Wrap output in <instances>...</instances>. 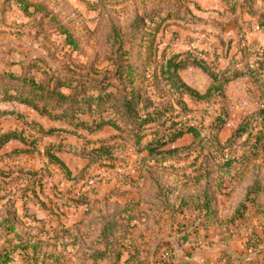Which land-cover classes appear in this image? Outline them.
<instances>
[{
    "label": "rangeland",
    "instance_id": "rangeland-1",
    "mask_svg": "<svg viewBox=\"0 0 264 264\" xmlns=\"http://www.w3.org/2000/svg\"><path fill=\"white\" fill-rule=\"evenodd\" d=\"M241 1L235 5L229 0H0V133L18 130L29 136L32 127L27 121L44 120L49 128L52 120L26 105L6 100L5 89L15 86L22 91L15 96H35L29 87L24 88L25 74L44 84L70 82L81 89H92V80H77L82 76L97 80L113 72L121 40L125 50L137 53L139 40L144 37L150 42L159 36L161 48L171 43V51H191L207 58L212 67L226 66L218 61L224 57L225 48L216 54L214 47L228 34L224 33L225 25L239 28L241 42L246 35L244 28L250 31L259 25V21H252L255 4L244 1L240 5ZM250 7L254 14L249 12ZM175 11L181 13L180 18L168 17ZM244 13L249 14L245 19ZM156 26L154 34L151 29L155 31ZM69 40L74 45H68ZM261 49L252 46L245 54L240 43L239 52L256 59ZM6 72L20 77L4 80ZM184 77L189 83L201 82L196 73H185ZM253 87L256 89L250 87L236 97L227 93V100L218 94L210 99L189 96L192 124L201 131L202 141L187 134L166 146L163 156H149L130 148L117 160L94 161L74 151H81L86 141L65 132L46 137L36 146L20 140L8 142L0 150V221L12 203L11 211L20 218L18 233L40 234L35 237L40 244L37 252L33 253L35 247L27 250L35 264H92V260L78 258L90 246L108 252L100 264H126L131 240H136L142 255L153 262L161 260L152 254L161 242L163 248H181L184 259L186 252H195L194 261L201 264L215 262L224 251L244 260L264 257V143L257 156L252 148L259 136L264 138V124L255 119L261 88L258 84ZM224 113L226 123L231 121L233 125L225 123L218 128L215 118ZM248 117L252 120H245ZM247 122V131L236 135ZM83 132L96 139L112 130ZM53 141L68 146L66 151L56 153L67 168L52 162L47 146ZM228 161L233 168L224 172L220 165ZM100 174H109L110 179L88 186V181ZM137 181L143 188V201L149 199L153 206L136 205L137 199L142 200ZM205 190L210 213L203 206L204 198L200 203ZM131 205L136 212L150 213L149 217H127L133 212ZM125 209L127 216L122 218ZM185 221L196 224L188 228L193 234L190 241L183 242L173 230L167 235L171 224ZM254 229L263 231L260 256L245 247ZM104 231H110L108 237ZM4 240L0 238V244ZM27 252L16 255L14 264L25 263ZM52 253L62 259L56 261Z\"/></svg>",
    "mask_w": 264,
    "mask_h": 264
},
{
    "label": "trees",
    "instance_id": "trees-1",
    "mask_svg": "<svg viewBox=\"0 0 264 264\" xmlns=\"http://www.w3.org/2000/svg\"><path fill=\"white\" fill-rule=\"evenodd\" d=\"M229 1H234L235 5L238 2V0ZM244 1H248L251 4L255 3V0H242L240 5ZM249 9V12L253 13V9L251 7ZM168 17L180 18L181 13H178V11L170 12ZM151 21L152 23L155 22L154 16ZM258 21L260 28L264 31V11ZM139 27L140 24L137 28ZM158 27L154 28L156 32L152 29L151 31L157 34ZM148 43L150 44L147 45ZM162 43L163 41L159 36L154 37L150 42L143 37L136 45L139 51L134 53L130 49L125 50L124 43L121 40L117 43L115 53L121 52L120 55H116L118 58H115L116 63L113 72H107V74L97 80H93L89 76H82L77 80L79 83L92 80L90 81L94 82L92 89H86L84 86L81 89L80 85L74 86V84H69L70 82L68 84L62 82L44 84L36 81L33 77L28 79L27 74H25L22 78L25 85L24 88L27 89L29 87L30 94L38 96V98L35 99V96L22 97L21 94L15 96V93L22 92L20 88L15 86L11 89H5L4 93L6 96L4 98L26 105L38 111L41 115L48 116L53 121H58L63 125L46 128L37 120L27 121L26 123L32 127L30 135L26 136L24 131L18 130L1 132L0 150L12 140H20L36 146L46 137L65 132L83 138L86 141V145L81 148V151L78 152L77 148L74 151L94 161L117 160L119 156H123L130 148H134L138 153L145 151L149 156H163L166 146L177 142L187 134L194 135L196 139H199V142L202 141L201 131L192 124L194 116L191 114V109L187 103L188 96L196 99H210L215 94H218L224 100H227V85L245 76L251 77L252 81L261 88L260 108L258 113L255 114V119L264 124L263 58L260 60L256 59L257 67L255 65L251 66L250 62L241 65V61L235 55L229 56L230 41L220 38L219 43L214 44L215 51L217 54L219 49L224 47L226 50L224 57L228 59V63L222 68H215L212 67L209 60L205 57H198L191 51H171V43L161 48ZM67 44L74 45V42L69 40ZM251 47L249 45L242 46L245 54ZM258 54L264 57V51H258ZM241 56L245 58L243 54ZM192 66L200 68L212 78V84L204 93L188 85L180 74V71ZM18 77L20 76H16L11 72L4 74V80H16ZM63 78L65 79L66 77L63 75ZM88 90H95L97 93L90 94L85 92ZM227 120V114L225 115L224 113V115L215 118V123L220 128ZM245 120H252V117H248ZM247 124L248 122L243 123L236 135H242L247 131ZM107 126L114 129L115 132L106 137L92 139L83 132L88 131L89 134H96ZM262 133L263 131L260 132V134ZM257 141L258 143L252 145L255 156L259 155L256 153H260L258 148L264 143V138L259 136ZM65 147L68 146L63 144V142L56 141L51 142L47 146V152L52 162L59 164L63 168H67V165L56 153L65 150ZM71 149L72 147L68 151ZM231 164L232 161L225 162L220 165V168L224 172L230 171L233 168ZM203 198L205 200L204 204L202 203ZM200 201L206 208V212L210 213V200L207 198L206 190L200 194ZM137 203L136 205H138ZM10 204L3 220L0 221L2 230L0 238H5L3 243L0 244V264H14L16 255H21V253L27 252V250L34 247L36 250L33 253H36L40 245L35 242V237L40 234L35 236L33 234L21 235L18 233L17 225L20 218L16 212L11 211V209H14V205ZM147 204L153 206L154 203H146L145 205ZM131 206L133 207L134 205ZM134 208H132L133 212L128 214L129 216L126 215L127 209H125V213L121 214L120 217L122 215L131 219H140L143 218L142 216L149 217L150 213L146 211L136 212ZM193 224L195 222L190 224L186 221L173 223L171 228L175 234H179L183 242H188L193 237L192 232L188 228L193 226ZM106 227L108 228L109 226ZM104 232V236L108 237L110 231ZM262 233L263 231L259 229L252 230L251 236H248L245 244L246 249L255 251L257 256H260L263 251L260 247ZM196 241L198 242V240ZM130 243L128 258L125 260L126 264H201L194 261L195 252H186L187 258L184 259L176 252L177 248L175 250L173 248H163V242L157 244L155 253L152 251L153 256L161 260L153 262L142 255L136 240H131ZM108 244L110 242H107ZM93 248L94 246L85 247L83 250L84 254L78 258L85 261L92 260V264H100L108 252L106 250H97L98 248L93 250ZM33 253L31 252V255ZM24 255H27V258L23 264H35L33 256L30 257L28 252ZM50 255L56 261L62 259V257L56 256L54 253ZM118 256H121L120 252H118ZM238 262L264 264V257L244 260L232 252L224 251L215 262L209 264H236Z\"/></svg>",
    "mask_w": 264,
    "mask_h": 264
},
{
    "label": "crops",
    "instance_id": "crops-1",
    "mask_svg": "<svg viewBox=\"0 0 264 264\" xmlns=\"http://www.w3.org/2000/svg\"><path fill=\"white\" fill-rule=\"evenodd\" d=\"M262 1L263 0H255V3H254L255 7L253 9L255 10L256 16L254 17V20H252V21H254L256 23L258 22V19H259L261 13L264 11V2H262ZM244 14H245L244 19L247 15L249 16V14H247V13H244ZM221 26L223 28V24H221ZM241 26H243V25H241ZM255 27L256 26H254V28L252 30H250L248 33H246L245 41H246L247 45H249V46L264 49V31L256 30ZM224 28H226L224 33H228V34H224L222 36V38L228 42L230 41L231 48H230L229 56L231 57V56L235 55L236 58L241 61V63H240L241 65H243L246 62H250V65H253V66L255 65V67H257L258 63H256V59H251V58L250 59L249 58L244 59V57L242 58L241 53L239 52L240 43H242L238 37L239 28H236V26H234L231 23L229 25L226 24ZM232 34H234V36H232ZM225 35L226 36L230 35V37L225 38L224 37ZM218 61H219V63L220 62L222 63L224 61V65L228 63V59L226 57H221V58L219 57ZM220 66H222V64ZM263 71H264V68H263ZM185 73H188V74L196 73V74H198L201 77V82H199L197 84L187 82L186 78L184 77ZM180 74H181L182 78L188 83V85H190L194 89H197L201 93L206 92V90L212 84V78L208 74H206L204 71H202L200 68H197V67H193V66L188 67V68L180 71ZM254 85H255V83L252 81V78L249 76H245V77H242V78H239L235 81L230 82L226 87V94L228 93L231 97H236V96H238L237 93L243 92V90H245V91L250 90V87H251V89H254L255 88V87H253ZM254 93L256 94V92H254ZM187 103H188L189 107H191V105H190L191 101L189 100V96L187 97ZM37 121L41 122L45 126L44 120H37ZM49 121L51 122L49 125L50 127L55 126L56 125L55 122H58V121H53V120H49ZM109 128L112 130V132L109 135L113 134L115 132V130L109 126L104 127L102 130H100L98 132V134L102 133L104 130L109 129ZM109 135H107V136H109ZM99 137H106V136H99ZM137 182L138 183L135 182V185L140 190L139 196H141L143 193V188H142L141 184L139 183V181H137ZM141 197H142V200L140 202H139L140 198L139 199L136 198L137 199L136 201L138 202L137 204L144 206L146 203H150L149 199H146L143 201L144 196H141ZM128 199H131V197H129ZM129 201L131 202V200H129ZM127 204L129 205V202H127ZM171 230H172V228L170 227L168 230V234H167L168 236L171 234ZM156 247L157 246H154V248L152 249L153 253H155ZM176 252L179 255H181L182 252L184 253V251L181 248H177ZM159 254H160V252H159Z\"/></svg>",
    "mask_w": 264,
    "mask_h": 264
},
{
    "label": "built area",
    "instance_id": "built-area-1",
    "mask_svg": "<svg viewBox=\"0 0 264 264\" xmlns=\"http://www.w3.org/2000/svg\"><path fill=\"white\" fill-rule=\"evenodd\" d=\"M256 30H259V25H257L256 26ZM249 31L247 30V29H245L244 28V30H243V33L245 34V33H248ZM242 46L243 47H245V46H247V43H246V41H245V39L242 41ZM261 52H263L264 51V49H261L260 50ZM260 54V53H259ZM258 53H257V58L256 59H264V57H262V56H260ZM252 66V65H251ZM245 105L246 104H241L240 106H242V107H245ZM233 124H232V122L231 121H228L227 123H226V126H228V127H231ZM107 179H110V175L109 174H100V175H98L97 177H95V178H91L89 181H88V186H91V187H95V186H97V184L100 182V181H106Z\"/></svg>",
    "mask_w": 264,
    "mask_h": 264
}]
</instances>
